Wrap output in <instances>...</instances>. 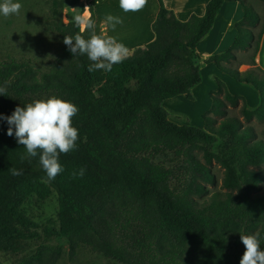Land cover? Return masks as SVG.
<instances>
[{
	"label": "trees",
	"instance_id": "16d2710c",
	"mask_svg": "<svg viewBox=\"0 0 264 264\" xmlns=\"http://www.w3.org/2000/svg\"><path fill=\"white\" fill-rule=\"evenodd\" d=\"M45 2L47 29L60 42L58 56L47 72L12 57L0 61V86L7 89V96L0 95V116L54 95L79 108L73 118L79 139L76 150L59 157L64 171L48 181L38 156L21 159L26 149L0 119V230L26 239L37 224L25 204L55 192L60 234L72 256L89 249L123 264H240V234L256 233L264 249V133L260 138L251 125L228 116V106H239L241 98L219 82L203 129L171 122L164 107L172 98H193L202 82L197 46L223 5L239 2L244 17L235 25L232 46L205 62L254 88L259 106L243 103L241 111L248 123L264 121V71L228 66L248 49H254L256 65L264 22L257 35L255 30L264 0H210L202 16L187 21L159 0L154 41L110 72H89L88 57L70 52L64 37L80 30L74 20L63 21L64 0ZM88 12L95 20L93 7ZM215 164L223 170V191L206 198ZM81 167L85 175L73 178ZM13 168L21 174L13 175Z\"/></svg>",
	"mask_w": 264,
	"mask_h": 264
},
{
	"label": "rangeland",
	"instance_id": "374dc122",
	"mask_svg": "<svg viewBox=\"0 0 264 264\" xmlns=\"http://www.w3.org/2000/svg\"><path fill=\"white\" fill-rule=\"evenodd\" d=\"M95 1L64 0L63 21L69 23L74 15L84 13L86 7L88 11L91 10ZM18 2L23 5L19 15L9 17L0 15V61H8V58L12 57L17 61L31 63L40 72H47L56 60L60 46L58 36L47 29L50 7L45 0H18ZM258 9L262 19L255 30V35L259 33L264 22L263 6ZM253 57L254 49L238 52L237 61L228 66L244 72L249 68L243 67L242 64L244 62L253 64ZM206 59L203 57L197 61L201 68L202 82L194 91L192 90L193 98L179 96L166 101L164 107L169 113V120L177 125L203 129L204 116L213 103L212 95L218 91L221 82L229 92H234L241 98L239 106H228V116L237 117L244 124L251 125L262 138L264 121L254 118L248 123L244 120L241 111L243 103L250 109L258 107L261 102L259 93L251 86L240 83L230 74L219 70L215 64H207ZM251 68L258 70L255 67ZM225 75L231 80L225 79ZM254 93L259 98L258 103L254 99ZM43 98L46 97L40 99ZM211 169L214 183L206 185L208 190L206 198L214 192L223 191V170L216 164ZM25 209L37 224V228L23 240L11 239L12 235L9 231L0 230V264H123L89 249H80L74 256L70 254L69 244L60 234L59 202L55 192L44 201L36 196L31 197L25 204Z\"/></svg>",
	"mask_w": 264,
	"mask_h": 264
},
{
	"label": "clouds",
	"instance_id": "9594fccd",
	"mask_svg": "<svg viewBox=\"0 0 264 264\" xmlns=\"http://www.w3.org/2000/svg\"><path fill=\"white\" fill-rule=\"evenodd\" d=\"M147 3L148 0H119V7L125 13H135L143 10ZM22 7L18 0H2L0 15H19ZM73 20L80 32L74 37L65 36L63 42L74 56L88 57L92 62L88 66L89 72H110L115 64L122 63L128 57L129 50L123 43L115 37L96 33L95 21L87 7L84 13L74 15ZM105 22L114 30L123 20L108 14ZM84 32L90 33L88 38L80 34ZM0 95L7 96L6 87L0 86ZM78 112L79 108L73 102L53 95L35 99L22 107L17 106L10 116H0V119H5L9 125L7 135H14L17 142L26 149V156L21 159L38 156L48 181H52L64 171L59 162L60 155L77 148L79 131L73 126V118ZM10 171L13 175L21 174L14 168ZM85 172L86 169L81 167L71 175L73 178H82ZM240 239L245 248L240 264H264V249L261 248L259 233L240 234Z\"/></svg>",
	"mask_w": 264,
	"mask_h": 264
},
{
	"label": "crops",
	"instance_id": "0c3cea01",
	"mask_svg": "<svg viewBox=\"0 0 264 264\" xmlns=\"http://www.w3.org/2000/svg\"><path fill=\"white\" fill-rule=\"evenodd\" d=\"M162 1L165 7L174 12L179 20L187 21L193 14L202 16L205 13L206 6L210 0ZM92 6L94 8L93 12L96 33L98 35L103 34L115 37L118 42L123 43L128 48L129 54L133 53V51L138 48H144L146 45L154 41L155 32L153 25L160 10L159 0H148L147 6L143 10L135 13L123 12L119 7V0H96ZM108 14L121 17L123 23L116 25L113 30L112 27L105 22V18ZM243 17L244 9L239 2H226L219 12L212 30L197 46V50L202 57L206 59L212 55L227 51L232 46L235 37L237 36L235 25ZM247 51H249V49ZM255 61V66L249 62H244L242 65L249 69L255 67L264 70V35ZM224 77L228 81L231 80L228 75H225ZM195 88H193V91ZM230 93L237 95L234 92ZM253 96L258 103L257 99L259 98L257 94L254 93ZM165 104L166 102L164 103V106Z\"/></svg>",
	"mask_w": 264,
	"mask_h": 264
}]
</instances>
